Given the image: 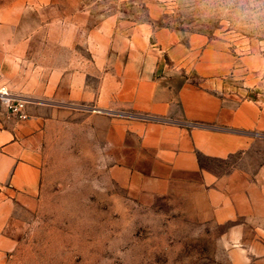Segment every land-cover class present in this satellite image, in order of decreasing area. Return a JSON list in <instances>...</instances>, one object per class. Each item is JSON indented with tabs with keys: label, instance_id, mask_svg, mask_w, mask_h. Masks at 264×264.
Listing matches in <instances>:
<instances>
[{
	"label": "crops",
	"instance_id": "1",
	"mask_svg": "<svg viewBox=\"0 0 264 264\" xmlns=\"http://www.w3.org/2000/svg\"><path fill=\"white\" fill-rule=\"evenodd\" d=\"M87 14L82 0H0V83L27 102L22 119L0 103V264L37 209L51 151L78 129L132 199L178 195L223 228L231 264H264V107L183 78L194 65L172 50L167 62L146 25L90 35Z\"/></svg>",
	"mask_w": 264,
	"mask_h": 264
},
{
	"label": "rangeland",
	"instance_id": "2",
	"mask_svg": "<svg viewBox=\"0 0 264 264\" xmlns=\"http://www.w3.org/2000/svg\"><path fill=\"white\" fill-rule=\"evenodd\" d=\"M82 4L90 35L106 21L126 39L146 25L152 48H160L167 62L172 50L194 65L183 78L213 80L209 86L231 99L264 107V0ZM160 30L164 49L155 35ZM72 135L51 151L37 209L5 264H231L221 244L223 228L198 222L190 201L175 194L150 204L132 199L97 165L93 132Z\"/></svg>",
	"mask_w": 264,
	"mask_h": 264
},
{
	"label": "built area",
	"instance_id": "3",
	"mask_svg": "<svg viewBox=\"0 0 264 264\" xmlns=\"http://www.w3.org/2000/svg\"><path fill=\"white\" fill-rule=\"evenodd\" d=\"M0 103L4 105L11 115L19 119L25 117L27 102L21 97L13 94L8 86L2 83H0Z\"/></svg>",
	"mask_w": 264,
	"mask_h": 264
}]
</instances>
